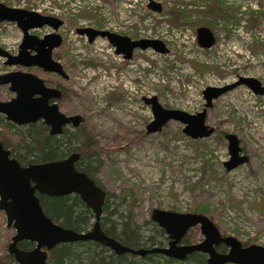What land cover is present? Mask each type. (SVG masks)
Wrapping results in <instances>:
<instances>
[{
    "label": "rangeland",
    "instance_id": "1",
    "mask_svg": "<svg viewBox=\"0 0 264 264\" xmlns=\"http://www.w3.org/2000/svg\"><path fill=\"white\" fill-rule=\"evenodd\" d=\"M155 1L162 5L160 13L150 11L146 0L0 3L65 19L58 30L65 37L59 51L69 74L64 82L69 96L61 107L85 116L81 134L91 137L88 150L96 151L101 162L94 177L114 194L110 202L117 204L118 211H131L143 238L153 236L162 242L159 246L167 245L166 234L158 233V225L150 218L151 211L160 208L205 214L222 235H232L243 245L264 246V93L255 94L241 84L220 95L207 109L206 123L214 132L199 139L185 135L183 125L175 120L158 132L146 133L152 112L142 100L155 95L166 108L195 113L205 103L202 90L206 86L230 84L238 76L254 77L264 85V0ZM213 7L230 22L208 14ZM247 20L254 23L249 25ZM85 25L131 38L160 39L169 51L136 49L125 60L106 39L97 37L89 43L79 35L76 28ZM199 26L215 33L211 48L197 44ZM20 38L14 23H0V47L15 51ZM10 69L0 57V74ZM11 93L7 85H0V100ZM227 132L237 135L248 157L231 170L223 165L229 158ZM13 234L0 210V260ZM185 237L198 242L203 234L196 225Z\"/></svg>",
    "mask_w": 264,
    "mask_h": 264
},
{
    "label": "water",
    "instance_id": "2",
    "mask_svg": "<svg viewBox=\"0 0 264 264\" xmlns=\"http://www.w3.org/2000/svg\"><path fill=\"white\" fill-rule=\"evenodd\" d=\"M147 8L160 11L161 5L155 0H147ZM12 21L22 30L23 37L19 51L12 55L0 47V57L5 58L7 66H38L49 72L67 77L62 65L54 60L51 50L62 42L57 28L62 21L58 17L43 15L34 10L10 7L0 3V21ZM47 25L53 30L42 38L28 32L29 29ZM76 32L86 35L88 42L95 37H105L114 47L116 54L129 59L136 48H150L159 54L169 51L165 43L156 38L132 39L127 35L106 29L92 27L77 28ZM197 41L201 47L207 48L214 43L210 29L199 27L196 30ZM30 50L37 52L35 55ZM9 84L14 96L7 101H0V113L17 125L34 122L38 119L49 127L50 134L61 133L62 126L72 123L77 126L83 119L81 115L66 116L60 112L56 102L50 99L60 98V91L49 88L44 81L31 72L11 71L0 74V85ZM246 85L255 94L264 93V85L254 77L238 76L237 80L223 86H206L202 90L205 103L195 113L184 110L166 108L157 96L144 97L145 104L150 106L152 119L146 125V133L160 131L169 120L183 125L182 132L192 139L207 137L214 132V127L206 123L207 109L213 100L238 85ZM227 140L229 158L223 162L226 170L248 161L242 153L240 140L236 134H224ZM79 155L76 152L59 159L46 162L21 165L15 158L9 157V151L0 143V210L6 218V225L14 229V234L7 245L16 264H50L48 251L60 243L76 241H94L107 247L115 254L130 253L144 256L146 254H162L177 260L185 259L192 252L206 255V264H264V246L258 244L243 245L232 235H222L214 222L205 214L197 212H177L154 208L150 218L167 236V245H154L150 248H132L108 236L100 226L102 207L106 191L84 171L75 167ZM37 193L48 196L77 194L93 214V223L86 231H77L54 222L45 214ZM198 225L203 239L194 243H182L187 231ZM33 243L30 249L18 247V242ZM224 245L225 251H218V245Z\"/></svg>",
    "mask_w": 264,
    "mask_h": 264
},
{
    "label": "trees",
    "instance_id": "3",
    "mask_svg": "<svg viewBox=\"0 0 264 264\" xmlns=\"http://www.w3.org/2000/svg\"><path fill=\"white\" fill-rule=\"evenodd\" d=\"M218 8L213 7L208 10L212 16L220 14ZM254 22L250 20V25ZM0 138L4 146L10 147L14 156L23 164L29 162H46L60 159L70 151L78 150L81 156L75 163V167L86 172L97 184L94 175L101 165L94 150H88L91 137L87 134H75V132L63 131L59 136H52L46 132L43 125L29 124L24 128L13 126L9 122L0 123ZM43 211L54 222L77 231L85 230L93 218L91 210L85 205L77 194H67L61 196L38 195ZM114 194L106 192L105 201L102 207L100 226L108 235L124 245L132 248L151 247L162 242H156L153 236L143 238L139 232L140 226L133 221L131 211L125 214L118 211L117 204H112L110 199ZM116 215L118 220L112 216ZM158 233L164 234L163 229L158 228ZM167 239V237H165ZM189 238H183V242L189 243ZM149 242V245L146 244ZM191 242V241H190ZM18 247L30 249L33 244L28 241L18 242ZM220 247V248H219ZM218 251L224 250L223 245H218ZM131 254H115L100 243L93 241H76L71 243H60L48 251V262L50 264H141L142 260L150 261L152 264H173V258L162 254H146L139 260H135ZM157 257V258H156ZM180 264H204L205 254L192 252L184 260L178 261ZM0 264H15L13 256L7 253L0 260Z\"/></svg>",
    "mask_w": 264,
    "mask_h": 264
},
{
    "label": "flooded vegetation",
    "instance_id": "4",
    "mask_svg": "<svg viewBox=\"0 0 264 264\" xmlns=\"http://www.w3.org/2000/svg\"><path fill=\"white\" fill-rule=\"evenodd\" d=\"M158 2V1H157ZM160 3V2H159ZM4 4V3H3ZM6 5V4H5ZM160 5H161V3H160ZM8 6V5H7ZM10 7H13V6H10ZM147 7V6H146ZM16 8H24V7H16ZM25 9H27V8H25ZM149 9V8H148ZM28 10H34V9H28ZM150 11H152L151 9H149ZM34 11H36V10H34ZM162 11V5H161V10L160 11H152V12H155V13H160ZM36 12H38V11H36ZM39 13V12H38ZM41 14V13H40ZM221 14V13H220ZM258 15L259 14H261V12H259V13H257ZM43 15H48V14H43ZM182 15V13L180 12V16ZM51 16H55V17H58L59 19H61V21H62V23H61V25L57 28V32L61 35V37H62V42H61V44L58 46V47H54V48H52V50H51V55H52V58L54 59V60H56V61H58L61 65H62V68H63V70H64V72H65V74L67 75V77H63V76H61L60 74H58V73H55V72H49V71H46V70H44L43 68H41V67H38V66H29V67H26V66H21V65H11L12 66V69H10V70H7V71H4L3 73H6V72H11V71H24V72H31V73H33V74H35L36 76H38V77H40L43 81H44V84L47 86V87H49V88H55V89H58L59 91H60V98H58V99H50L49 100V103H53V102H56V104H57V106H58V109H59V111L60 112H62V113H64L66 116H70V115H74V114H79V113H67L65 110H63L62 109V102H63V99H65L67 96H69V88H67V86H65L64 85V82H67L68 81V79H69V74H68V72L66 71V69H65V67H64V65H63V63H62V59H61V56H62V53H60V51L59 50H61V48L63 47V45L65 44L64 43V39H65V37H64V35L61 33V32H59L58 30L66 23V21H65V19H63V18H61V17H59V16H56V15H51ZM214 18L215 19H219V20H223L222 22H224V21H226V22H230L229 20H231V19H226L225 17H218L217 15H214ZM248 22H249V25H250V20H247ZM3 22H11V23H14L16 26H17V24L15 23V22H12V21H6V20H4V21H0V23H3ZM18 27V26H17ZM81 27H92V26H87V25H85V26H81ZM81 27H77V28H81ZM199 27H206V26H199ZM199 27H197L196 28V30L199 28ZM76 28V29H77ZM92 28H95V27H92ZM206 28H208V27H206ZM18 29H20L19 27H18ZM34 29H37L38 31H41V33H33V32H30L31 30H34ZM96 29H106V28H96ZM208 29H210L211 30V28H208ZM52 28L51 27H49V26H47V25H44V26H41V27H37V28H33V29H29L28 30V32L30 33V34H34V35H36V36H38L39 38H42L44 35H46V34H48V33H51L52 32ZM106 30H109V29H106ZM196 30H195V33H196ZM20 31H21V38H20V41H19V43H18V45H17V49L15 50V51H9L8 49H6V48H2V49H4L5 51H7L8 53H10V54H12V55H16L17 53H18V51H19V44L21 43V41H22V37H23V33H22V30L20 29ZM109 31H112V30H109ZM113 32V31H112ZM211 32L213 33V36H214V43L210 46V47H207V48H211L215 43H216V40H217V38H216V35H215V33L213 32V30H211ZM120 34V33H119ZM80 35V34H79ZM81 36H85L86 37V39H87V41H88V38H87V36L86 35H81ZM128 36V35H127ZM97 37H100V36H97ZM97 37H95V39L97 38ZM130 37V36H129ZM100 38H103V37H100ZM131 38V37H130ZM142 38H146V37H142ZM94 39V40H95ZM104 39H106L105 37H104ZM132 39H141V38H132ZM93 40V41H94ZM107 40V39H106ZM92 41V42H93ZM107 42H108V40H107ZM196 42H197V44H198V41H197V33H196ZM89 43H91V42H89ZM109 43V42H108ZM110 44V43H109ZM111 45V44H110ZM199 45V44H198ZM112 46V45H111ZM200 46V45H199ZM113 47V46H112ZM202 48H204V47H202ZM136 49H139V50H146V49H148V48H146V49H140V48H136ZM136 49H134L133 50V52L136 50ZM67 51L68 50H66L65 51V57L66 56H68V53H67ZM113 51H114V47H113ZM133 52H132V56H133ZM30 53H31V55L32 54H36L37 52H35V51H33V50H30ZM115 53V52H114ZM116 54V53H115ZM116 55H119V56H121L122 57V59H125V58H123V56L121 55V54H116ZM132 56H131V58H132ZM2 58V57H1ZM131 58H129V59H125V60H130ZM4 60H5V58H3V64H4ZM5 65V64H4ZM5 66H7V65H5ZM9 67V66H8ZM2 74V73H1ZM3 85H7V88L9 89V84H3ZM223 86V85H222ZM10 90V89H9ZM12 92V91H11ZM15 94H14V92H12L11 93V96L10 97H8L7 99H3V100H0V101H7V100H9V99H11L13 96H14ZM151 96V95H150ZM144 97H148V96H143L142 97V100H143V98ZM144 102V101H143ZM147 105V104H146ZM151 110V109H150ZM79 115H81L82 116V120H81V122H79V124L77 125V126H74L72 123H68V124H65V125H63L62 126V131H61V133H57V134H50L49 133V127L42 121V119H38V120H36V121H34V122H30V123H27V124H22V125H17V124H15V123H13L12 121H9V120H7L6 118H5V115L4 114H2V113H0V123H2V122H4V121H6V122H9V123H11L13 126H15V127H19V128H24V127H27V126H29V124H38V125H43L44 127H45V129H46V132L49 134V135H52V136H59V135H61L62 133H63V131L65 130V131H68V132H75V134H79V133H82V130H81V128H82V126H83V123H84V120H85V116H83L82 114H79ZM147 125V124H146ZM146 127V126H145ZM146 129V128H145ZM0 143L2 144V146H3V148L4 149H6V150H8L9 151V157L10 158H15L21 165H27V164H29V163H37V162H29V163H27V164H23V163H21L15 156H14V153H12L11 152V149H10V147H6V146H4V144L2 143V141H1V138H0ZM73 152H76V153H78V155H79V157H78V159L76 160V161H78L79 160V158H80V156H81V153H80V151H78V150H75V151H70L69 152V154H71V153H73ZM69 154H66L65 156H63L62 158H64V157H66V156H68ZM62 158H60V159H62ZM56 160H59V159H56ZM76 161H75V163H76ZM74 163V164H75ZM79 170V169H78ZM93 179V178H92ZM96 179V178H95ZM94 180V179H93ZM95 181V180H94ZM96 182V181H95ZM97 184V183H96ZM97 185H99V184H97ZM100 187H102V185H99ZM103 188V187H102ZM104 189V188H103ZM105 190V189H104ZM106 191V190H105ZM38 195H42V194H40V193H37V196ZM44 195V194H43ZM38 198H39V196H38ZM90 229V228H89ZM86 230H88V229H86ZM86 230H83V231H86ZM184 238V237H183ZM183 238H182V243H185V244H187L186 242H183ZM10 242V241H9ZM94 242V241H93ZM121 243V242H120ZM189 243H192V242H189ZM33 244V243H32ZM8 245V244H7ZM159 246V245H158ZM152 247V246H151ZM107 248V247H106ZM138 248H140V247H138ZM142 248H149V247H142ZM110 250V249H109ZM8 253V252H7ZM127 254H130V253H127ZM131 255H133V254H131ZM133 256H138V255H133ZM138 257H142V256H138ZM47 259H48V256H47ZM176 262H178V261H182V260H184V259H182V260H177V259H174Z\"/></svg>",
    "mask_w": 264,
    "mask_h": 264
}]
</instances>
